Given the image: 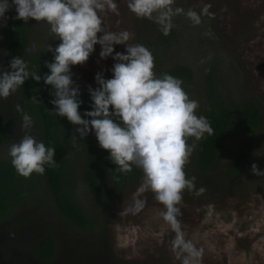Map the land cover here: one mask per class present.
<instances>
[{
	"label": "trees",
	"instance_id": "1",
	"mask_svg": "<svg viewBox=\"0 0 264 264\" xmlns=\"http://www.w3.org/2000/svg\"><path fill=\"white\" fill-rule=\"evenodd\" d=\"M176 6L192 8L177 0ZM15 16L12 5L0 26V68L9 70V61L21 56L41 80L29 77L0 99V264H135L114 256L107 219L121 192L142 181L143 173L135 166L119 171L93 132L79 139L78 125L51 112L53 89L43 75L50 71L45 62L53 58L47 44L54 48L59 40L49 35L44 21ZM201 19L193 26L184 15L174 16V27L165 36L154 22L136 17L135 43L151 50L156 74L181 79L189 97L199 102L196 112L213 129L199 141L188 138L195 147L184 166L187 177H196L195 187L206 190L200 196L185 190L182 196L201 200L240 189L264 193V176L251 171L252 163L264 169V105L252 94L241 60L227 47L212 16ZM71 73L83 116L90 109L88 86L79 82L74 65ZM17 104L33 117L31 134L55 147L56 167L45 166L43 175L34 172L26 178L10 163L8 146L23 135ZM73 135L78 137L75 146Z\"/></svg>",
	"mask_w": 264,
	"mask_h": 264
},
{
	"label": "clouds",
	"instance_id": "2",
	"mask_svg": "<svg viewBox=\"0 0 264 264\" xmlns=\"http://www.w3.org/2000/svg\"><path fill=\"white\" fill-rule=\"evenodd\" d=\"M175 3L176 0H128L127 7L137 18L154 22L165 36L174 27V16L182 14L196 26L208 11L207 6L198 13L192 8L173 7ZM12 5L15 19L44 21L49 25V35L59 40L54 48L47 44L53 58L45 62L50 71L43 75L44 83L53 89L50 103L55 107L51 112L78 125L75 132L79 139L93 132L119 171L129 172L133 166L142 171L138 191H151L163 205L160 216L174 233L170 247L175 258L180 264H199L204 250L186 237L178 206L185 190L196 196L206 190L203 186L197 189L196 177H187L184 170L195 147L187 143L188 138L199 141L205 133L213 132L208 119L196 112L199 102L189 97L178 77L156 74L151 50L141 43H128V30H105L101 13L105 9L118 12L115 0H0V26ZM96 44L101 46V59L112 57V76L105 78L102 71L96 73L98 86L88 87L90 109H85L82 116L78 109L83 101L72 79L71 66L87 61ZM116 44H123L125 50L114 51ZM8 68H0V99L15 93L29 77L41 80L40 73L30 70L24 57L14 56ZM16 110L22 114L23 135L8 146L10 163L18 175L26 178L34 172L43 175L45 166L56 167L55 147L46 146L32 135L33 117L19 104ZM77 138L72 137L74 146ZM251 171L264 176V169L256 163H252ZM144 206L145 200L134 196L131 205L121 211L135 215ZM213 209V205H207L208 217Z\"/></svg>",
	"mask_w": 264,
	"mask_h": 264
},
{
	"label": "rangeland",
	"instance_id": "3",
	"mask_svg": "<svg viewBox=\"0 0 264 264\" xmlns=\"http://www.w3.org/2000/svg\"><path fill=\"white\" fill-rule=\"evenodd\" d=\"M207 13L231 50L247 72L252 94L264 105V0H177ZM118 12L105 9L101 16L106 31L128 30L130 44L136 42V16L128 7V0H115ZM98 36L100 33L97 34ZM101 46L87 61L74 65L80 83L97 87L95 75L103 72L111 78L114 61L111 56L99 57ZM125 50L123 44L114 45V51ZM142 181L121 192L107 219V233L111 250L121 262H162L180 264L171 251L174 233L160 216L163 205L151 191L139 192ZM145 200L137 214H123L133 197ZM213 205V214L207 215V205ZM179 217L186 237L203 248L199 264H264V193L256 189H240L201 200H187L182 196L178 205Z\"/></svg>",
	"mask_w": 264,
	"mask_h": 264
}]
</instances>
